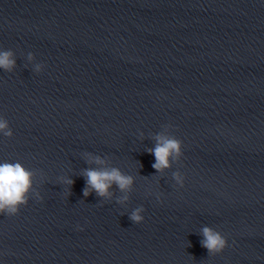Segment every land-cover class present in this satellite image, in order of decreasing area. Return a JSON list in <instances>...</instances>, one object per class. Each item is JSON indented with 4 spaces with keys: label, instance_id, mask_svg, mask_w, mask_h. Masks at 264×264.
Returning a JSON list of instances; mask_svg holds the SVG:
<instances>
[{
    "label": "water",
    "instance_id": "1",
    "mask_svg": "<svg viewBox=\"0 0 264 264\" xmlns=\"http://www.w3.org/2000/svg\"><path fill=\"white\" fill-rule=\"evenodd\" d=\"M0 50V163L41 196L0 215V264H264V0H0ZM166 125L182 157L161 175ZM87 153L133 176L126 204L83 195Z\"/></svg>",
    "mask_w": 264,
    "mask_h": 264
},
{
    "label": "clouds",
    "instance_id": "2",
    "mask_svg": "<svg viewBox=\"0 0 264 264\" xmlns=\"http://www.w3.org/2000/svg\"><path fill=\"white\" fill-rule=\"evenodd\" d=\"M34 56L32 53L27 55V61L32 63ZM16 67V59L13 51L0 50V69L11 73ZM42 64H35L33 71L39 74L42 71ZM170 125L164 126L165 132H161L152 137L155 140V146L147 149L149 155L154 156L155 162L152 168L158 174H163L165 170L176 164L182 157V142L172 134H166ZM0 135L10 139L13 136L8 121L0 117ZM85 162L89 165L95 164L96 168L88 167L82 171L85 178V187L83 195L88 197L91 193H95L101 200L108 201L113 197L110 189L115 185L116 189L123 195L117 198L116 203L124 205L128 202V193L132 191L134 178L131 175L121 172L117 167L106 166V161L99 156H93L90 153L85 154ZM37 172L25 168L20 162H3L0 163V215L13 217L19 213L21 207L27 205L30 198H34L37 202L41 200L40 193L34 189V181ZM42 177V174H41ZM172 179L179 187L184 186V177L177 171L172 173ZM60 183L68 185L71 188L73 181L69 178H62ZM159 202V197H157ZM142 206L135 208L128 216L133 224L143 222L144 212ZM83 231L82 228H77ZM202 240L201 247L207 250L208 257L216 256L224 251L228 246L226 238L218 231L203 227L200 230Z\"/></svg>",
    "mask_w": 264,
    "mask_h": 264
}]
</instances>
